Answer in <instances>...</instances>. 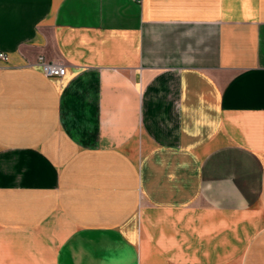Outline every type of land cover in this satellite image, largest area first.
I'll return each instance as SVG.
<instances>
[{"label": "crops", "instance_id": "crops-1", "mask_svg": "<svg viewBox=\"0 0 264 264\" xmlns=\"http://www.w3.org/2000/svg\"><path fill=\"white\" fill-rule=\"evenodd\" d=\"M0 53V264H264V0H0Z\"/></svg>", "mask_w": 264, "mask_h": 264}, {"label": "built area", "instance_id": "built-area-1", "mask_svg": "<svg viewBox=\"0 0 264 264\" xmlns=\"http://www.w3.org/2000/svg\"><path fill=\"white\" fill-rule=\"evenodd\" d=\"M134 1H141V0H134ZM7 60V55L4 53H0V61L5 62ZM40 67L42 69V73L46 77H62L65 73V69L63 66L53 64V63H46L42 59H40Z\"/></svg>", "mask_w": 264, "mask_h": 264}]
</instances>
